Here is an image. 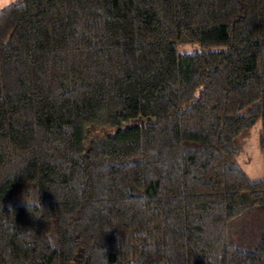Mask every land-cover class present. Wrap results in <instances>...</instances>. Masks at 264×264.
<instances>
[{
	"label": "trees",
	"instance_id": "trees-1",
	"mask_svg": "<svg viewBox=\"0 0 264 264\" xmlns=\"http://www.w3.org/2000/svg\"><path fill=\"white\" fill-rule=\"evenodd\" d=\"M0 264H264V0L2 6Z\"/></svg>",
	"mask_w": 264,
	"mask_h": 264
},
{
	"label": "rangeland",
	"instance_id": "rangeland-1",
	"mask_svg": "<svg viewBox=\"0 0 264 264\" xmlns=\"http://www.w3.org/2000/svg\"><path fill=\"white\" fill-rule=\"evenodd\" d=\"M11 0H0V8ZM140 120L139 117L132 118L124 122V124L136 123ZM260 119H257L249 128L247 133L244 135V146L243 149L237 154V159L243 169L247 172L250 177H260L263 175V158L262 152L258 144V133H259ZM100 122L91 128L89 135L93 137L100 135Z\"/></svg>",
	"mask_w": 264,
	"mask_h": 264
},
{
	"label": "clouds",
	"instance_id": "clouds-1",
	"mask_svg": "<svg viewBox=\"0 0 264 264\" xmlns=\"http://www.w3.org/2000/svg\"><path fill=\"white\" fill-rule=\"evenodd\" d=\"M25 204H26L28 211L30 212H31V209L40 207L39 203L33 202V201H25Z\"/></svg>",
	"mask_w": 264,
	"mask_h": 264
}]
</instances>
